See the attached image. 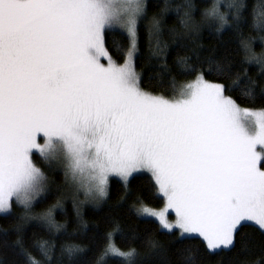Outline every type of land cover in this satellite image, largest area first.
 <instances>
[{"label":"snow or ice","instance_id":"obj_1","mask_svg":"<svg viewBox=\"0 0 264 264\" xmlns=\"http://www.w3.org/2000/svg\"><path fill=\"white\" fill-rule=\"evenodd\" d=\"M227 8L222 12L215 0L198 21L185 0L175 9L177 29L164 20L172 10L168 0L150 19L145 0H0V214L13 217L0 228V244L23 264H52L58 236H66L60 260L79 264L86 248L70 238L87 227L81 205L98 206L109 196L110 177L127 187L138 171L151 174L165 207L142 206L137 215L157 218L177 239L199 241L185 249L183 264H195L200 244L209 253L230 249L247 222L264 232V106L242 108L226 94L235 89L249 103L264 101V82L247 69L233 73L231 61L206 59L207 71L229 84L205 79L196 67L201 29L214 23L217 35L229 28L240 37L244 62L264 74V49L255 52L254 37L243 35L246 4L231 0ZM251 15L249 28L264 32V4L254 5ZM145 19L147 54L141 57ZM116 33L124 38L115 45L120 61L107 47L106 36ZM259 39L264 43V35ZM170 45L196 57L175 61L179 74L195 73L194 79L177 82L167 62ZM138 58L154 69L147 79L159 93L142 86ZM34 153L49 170L63 171L74 195L84 196L73 201L79 225L72 233L55 217L63 209L61 197L37 210L53 195L54 181ZM168 210H174V221L167 219ZM30 225L44 235L34 231L29 237ZM118 227L105 233L92 264L111 256L137 264V249L113 243ZM148 244L155 255H166L157 241Z\"/></svg>","mask_w":264,"mask_h":264},{"label":"trees","instance_id":"obj_2","mask_svg":"<svg viewBox=\"0 0 264 264\" xmlns=\"http://www.w3.org/2000/svg\"><path fill=\"white\" fill-rule=\"evenodd\" d=\"M165 0H145L147 5V19H150L153 14L160 11ZM185 0H168L171 9L165 14L164 20L167 27H175L179 29L180 16L177 15L175 9L177 5H181ZM194 5V16L199 21L204 9L211 6L215 0H189ZM220 2V1H219ZM246 4L245 16L247 24L243 26V35L245 37H254L252 41L253 50L260 53L264 49V43L259 37L264 35V32H257L250 29L248 25L252 23V10L254 5L259 6L264 4V0H243ZM227 3L229 1L222 0L220 2L221 11L228 12ZM182 14V12H181ZM147 19L141 22V41H140V56L147 54V48L144 42V27ZM216 24L205 25L200 32L198 44L199 60L188 52L186 49L176 48L170 45L167 62L172 70V74L176 76L177 82L184 83L195 78V73L190 75L179 74V68L176 65L177 56H189V62L196 61V67L204 70V78L216 83L229 84L230 80L219 79L207 71L206 59L211 57L219 61H231L233 65V73L243 72L247 69L248 76L253 77L259 82H264V74H261L259 65L254 63L244 62V53L239 47V36L232 29L225 28L219 35L216 34ZM107 47L113 57L120 61L119 55L115 51L117 43H123L124 38L116 33L106 36ZM137 71L143 73V87L159 93L161 89L149 87L147 79L149 73L154 69L143 66L141 59L136 60ZM154 83V81H153ZM170 94V93H165ZM233 97L241 107L251 109H259L264 106V101L257 100L254 104L247 102L241 97L238 91L233 89L226 93ZM33 158L38 162V165L44 168L48 175L50 186L53 189V195H50L43 204H37V210L42 207H47L48 204L54 203L57 197H61L63 209H56L55 217L58 222H67V230L72 233L78 228L79 221L76 218L73 207L74 199L79 200L73 192L70 183H65L64 173L61 169L55 172L45 167L39 155L34 153ZM156 186L153 179L145 173L134 174L129 178L127 187L116 177H110L109 181V196L106 201H101L99 205H91L87 202L81 205V215L84 224L87 225L78 234L73 235L70 239L72 242L80 244L86 248L79 260V264H92L97 253L101 250L104 244L105 233L110 231L114 224L118 223V231L113 235V243L121 250L135 248L140 253L137 258V264H183V254L187 247L199 243L198 239H192L187 236L177 239V232L168 233L161 229L159 221L153 217L137 215V209L140 205L149 207H160L164 203L162 196H157ZM121 195L125 196L123 201L118 204L117 201ZM83 201V200H80ZM13 217L3 218L0 214V228H6L12 222ZM37 235H44L41 229L30 225L27 229V235L32 236L33 232ZM69 237L58 236L56 243V253L52 264H67L66 260H60L59 245ZM149 240H155L162 245L166 250V255L161 258L155 255L149 247ZM243 245V246H242ZM200 251L195 254V264H264V232L258 226L245 223L236 233L235 245L230 249L216 250L207 252L202 244L199 245ZM0 264H23L22 258L18 256L12 248L4 247L0 244ZM105 264H125V261L118 256H111L106 259Z\"/></svg>","mask_w":264,"mask_h":264},{"label":"rangeland","instance_id":"obj_3","mask_svg":"<svg viewBox=\"0 0 264 264\" xmlns=\"http://www.w3.org/2000/svg\"><path fill=\"white\" fill-rule=\"evenodd\" d=\"M219 1L222 2V0H219ZM225 1H227V0H225ZM228 1H229V3H231V0H228ZM229 3H227V5H228ZM104 62L106 63V61H104ZM242 108H244V107H242ZM256 110H258V109H256ZM42 142H43V141H41V143H42ZM33 160H34V158H33ZM34 161H35V160H34ZM35 163L37 164V166H39L37 161H35ZM138 173H145V174H148V175L151 177V174L148 173L147 171H138V172L133 173L132 175H134V174H138ZM112 177H116V176H112ZM116 178H119V177H116ZM151 178H152V177H151ZM119 179H120V178H119ZM72 189H73V188H72ZM73 192H74V189H73ZM75 196H76L79 200H84V196H83L82 193H80V194H78V195H75ZM87 203H89V204H91V205H94V204H92V203H90V202H87ZM142 206L159 211V210H161V209H163V208L165 207V201H164L163 205H161L160 207H157V208H155V207H149V206H147V205H140V207H142ZM140 207H139V208H140ZM148 217H151V216H148ZM153 218H155V217H153ZM155 219H157V218H155ZM167 219H168L169 221H174V220H175V213H174V210H168V213H167ZM157 220H158V219H157ZM247 223L254 224V223H252V222H247ZM254 225H255V224H254Z\"/></svg>","mask_w":264,"mask_h":264}]
</instances>
